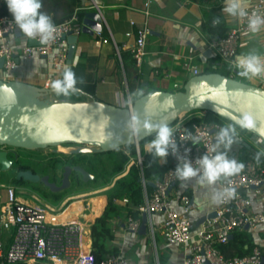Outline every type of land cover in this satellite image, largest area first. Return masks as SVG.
<instances>
[{"label": "built area", "instance_id": "2783aa9c", "mask_svg": "<svg viewBox=\"0 0 264 264\" xmlns=\"http://www.w3.org/2000/svg\"><path fill=\"white\" fill-rule=\"evenodd\" d=\"M147 5L148 2L146 8ZM90 7L99 11V6L93 1ZM246 9L249 13L256 11L264 15V0H246ZM75 12L68 19L55 24V40L44 44L39 38H35L33 40L39 44L29 45L28 40L21 33L19 36L23 38L21 46L15 45L10 38L14 36L16 28L12 18L1 16L0 58L3 59L1 75L7 76L18 64L14 55L18 56L20 62L27 61L33 54H38L45 57L48 65L53 69H63L67 63L66 37L69 34L79 35L81 32L82 22L78 23ZM144 13L148 14L146 9ZM130 23L133 25L134 21ZM212 25H215L213 21ZM246 31V18L241 22L234 17V23L223 36L213 35L209 38L208 48L216 53L221 64L231 70L226 74L228 77L238 76L235 57L242 39L246 36ZM148 34L146 21L134 32V42L130 51L136 67L141 66ZM126 35L132 36V33L127 32ZM116 54L121 61L117 50ZM192 61V56L184 57L183 68L190 72L191 76L202 73L203 71H200ZM51 83L52 79L46 78L43 87L51 88ZM174 87L178 88V84L175 83ZM205 114L206 111L194 110L181 114L171 124L175 129L179 154L186 155L193 162L211 146L215 135L226 124L208 122L204 120ZM193 137H199L195 144L192 142ZM254 143L256 146L252 145L251 150L256 157L242 161L244 168L241 173L219 182V186L222 183L225 186L235 187L237 195L225 203L215 204L213 209L205 213L207 215L214 211L215 216L211 218L206 216L199 225H195L196 220L190 215L191 197L186 193L173 197L172 189L178 180L174 172L178 163L176 156L170 153L166 157L172 166L160 180L154 181V189L147 192L142 172L143 157L137 145L135 156L130 157V164L129 162L127 164L128 166L135 164L140 170L143 201L136 207L138 218L126 214L127 229L137 232L141 223L140 216L144 213L153 236L152 216L159 214L162 216L160 231L164 239L172 245L183 247L181 264H262L264 246H254L251 253L232 258H225L216 247L217 244L227 243L229 235L237 229H244L245 225L251 232L257 228H261L264 232V209L253 208L254 198L261 199L264 207V143L257 138ZM4 187L5 199L0 204V264H130L122 255H109L96 263L92 248H86L83 237L86 225L79 220L68 219L67 216L61 217L65 213V207H60L59 210L48 205L41 207L36 202L32 203L17 196L13 186ZM116 202L125 205L128 203V198L124 197ZM10 230V241L4 250L5 232Z\"/></svg>", "mask_w": 264, "mask_h": 264}, {"label": "crops", "instance_id": "0c3cea01", "mask_svg": "<svg viewBox=\"0 0 264 264\" xmlns=\"http://www.w3.org/2000/svg\"><path fill=\"white\" fill-rule=\"evenodd\" d=\"M92 1L99 6L102 30H105L106 34L80 32L73 57L69 64L66 63V65L73 66V71L76 73L78 81H82V83L77 85L81 89L78 92L81 95L80 100H88L93 97L116 105H127L132 100L127 89L124 69L117 57L116 50L118 53L119 50H130L134 42V32L144 24V21H146L149 34L145 44V55L141 66L137 67L139 81L144 88L168 91H174V88H177L174 87L175 83L178 84V88L181 87L191 76L190 72L186 71L182 66L184 57L192 56L193 64L197 65L200 71H204V68L208 66L214 68L216 66L215 63L217 61L220 62L216 53L208 48V41L211 35L204 31L202 27V23L206 18L204 13L213 10L215 14L223 19L227 29L234 23V17L222 12L224 0H205L212 3H203L201 0H81V4L77 9H86L85 14L96 10L90 7ZM145 9L148 12L147 15L144 13ZM130 21H134V24L132 25ZM127 32H131L132 36H127ZM11 41L17 46L23 44V38L19 36L14 35L11 37ZM251 50H256L264 56V30L256 34L250 33L246 35L241 41L237 55L245 54ZM63 69H53L48 65L45 57L33 54L27 61L18 62L7 76L3 75L1 77L43 86L46 78H51L52 81L61 78ZM236 69L240 72V69ZM1 73L2 70L0 69ZM241 77H244L245 80L239 79L264 88V77ZM49 97L54 98V93ZM255 140L256 138L254 137L253 141ZM147 147L148 142L140 147L143 153H149ZM123 152L128 153L127 150H123ZM157 161L162 163L159 157H157ZM167 161L168 159L166 158ZM129 164L125 166L124 171L117 177L123 176L128 172ZM195 186L206 189L198 185L195 179L188 181L177 180L172 192L174 194L173 197L180 193L188 194L192 199L191 209L202 211L198 215L200 217L213 209L215 204H211L208 201L207 197L210 190L202 191L198 188L197 191ZM217 187H219V182ZM104 197L105 206L107 197ZM253 201L255 210L264 209L261 199L254 198ZM65 202H62L60 207H65ZM77 203H80V207L75 205L69 210L72 204L68 205L61 217L67 216L68 219L80 221L81 216H85L84 209L88 206H86L83 198L73 204ZM117 204L124 207L122 202ZM102 210L98 214L93 215L90 222L81 221L86 225L85 229L88 230V236L85 238L86 248H89V244L92 248L90 226L95 217L101 214ZM126 214V210L123 208L120 216L112 221L114 242L120 248V255L124 256L121 254L123 253L122 248H124L123 240L129 239L134 245L137 243L138 236H145L146 238H152L151 241L156 256L154 261L151 260V264H159L158 253L168 255L167 264H181L184 255L183 247L172 245L164 239L160 231L161 215L158 214L161 217L158 225L161 240L158 247L154 231L155 224L153 236L148 225L146 234L130 231L126 227ZM253 233L256 235L258 244L264 246L263 230L257 228ZM10 234L11 230L5 232L4 245L9 244ZM147 244L148 242H145L143 246H147ZM136 260L140 263L142 261L141 259L139 261L138 257ZM135 263L130 262V264Z\"/></svg>", "mask_w": 264, "mask_h": 264}, {"label": "water", "instance_id": "95a60500", "mask_svg": "<svg viewBox=\"0 0 264 264\" xmlns=\"http://www.w3.org/2000/svg\"><path fill=\"white\" fill-rule=\"evenodd\" d=\"M101 30L99 11L86 13L81 32L92 34ZM14 35H21L17 27ZM66 39L69 64L78 35L69 34ZM28 44L39 43L31 39ZM14 57L18 63V56ZM2 64L3 59L0 58V69ZM236 74L241 76L238 71ZM53 93L52 88L0 76V147L39 150L77 144L70 149L69 154L107 153L127 144L137 147L141 141L151 136L143 131L137 134L132 130L133 118L136 116L150 119L153 123L168 117L171 125L181 114L194 110L211 112L229 122L223 128H231L233 131V148L228 151L230 158H235L240 147L249 150L252 148L251 143L239 133L240 130L252 134L264 143V88L219 72L203 71L190 76L180 90L146 92L130 100L127 105L107 103L93 97L88 100L49 97ZM245 116L251 118V126L244 120ZM11 165L12 161L6 151L0 150V169L6 170ZM72 172L79 173L83 181L94 178L93 174L79 164L64 166L60 184L51 181L49 175H40L31 169L18 171L15 178L32 183L41 182L52 193H58L70 185L69 177ZM149 184L154 187V182ZM206 216L211 218L215 216V212L201 215L195 225H199ZM244 229L247 230L248 226L245 225ZM146 232L147 216L143 213L138 233ZM232 237L230 234L229 240Z\"/></svg>", "mask_w": 264, "mask_h": 264}, {"label": "trees", "instance_id": "16d2710c", "mask_svg": "<svg viewBox=\"0 0 264 264\" xmlns=\"http://www.w3.org/2000/svg\"><path fill=\"white\" fill-rule=\"evenodd\" d=\"M80 4L81 0H42L41 11L49 14L56 24L71 17L76 10L75 13L78 19V23H81L86 9H77ZM204 14L206 15V18L202 23L204 31L209 33L211 36H223L227 30V26L225 25L223 19L219 15L215 14L213 10L208 11ZM1 16L11 17V14L8 12L5 0H0V17ZM216 17H219L220 23L212 25V21ZM100 34L105 35V30H102ZM119 54L124 69L129 94H135L137 92L143 94L146 92L154 91V89H147L141 85L132 52L130 50H119ZM215 64L216 66L214 68L211 66L205 67L204 72H219L221 74H227L225 65L221 64L219 61H217ZM142 94H136L131 98L132 100H134ZM54 98L80 100L81 95L78 92L69 96L57 95L56 93H54ZM220 119L222 118L211 112H206L204 116V120L208 122H220ZM151 139L152 136H149L148 138L141 141L139 145H143ZM124 147L126 148L128 153L120 151L119 163L111 171L103 173L105 175L104 181H107V178H111L121 174L124 171L125 165L129 162L130 157L135 156L136 150L133 144H127ZM94 154L64 155L63 153H50L53 161H60L62 163L63 161H66L73 165L88 164L90 165V169L92 171H95L96 167L93 164L91 158H86L85 155H90L91 157H93ZM141 155L143 157L142 172L143 177L146 181V191L151 192L154 187L151 186L149 182L160 180L163 177V174L169 167L172 166V164L169 161L165 163H159L157 161V157L152 156L151 153H143L141 151ZM251 157H256L251 149L249 150L245 147H240L236 153L235 159L241 161L249 159ZM26 169H31L36 173V171L30 165H27L25 163H16V169L12 175V181L17 184L25 183L26 181L22 179L17 180L15 176L18 171ZM139 172L140 170L135 164L130 165L128 172L125 175L118 177L114 181L112 187H110L106 192L107 202L101 214L95 217L93 223L90 226V233L92 237V252L95 257L96 263L104 259L106 256L120 255V249L114 242L115 237L112 229V221L120 216L123 208L126 210L127 215H131L134 218L139 217V213L137 212L136 207L143 201V187ZM75 176L77 181L80 182L81 175L75 172ZM94 178H96L95 175ZM52 196L56 199H59L61 197V194L52 193ZM124 197L128 198V203L124 205V207H121L116 203V200L122 199ZM232 235V239H230L227 243L216 245L219 252L225 258L244 256L251 253L254 246H260V244H258L256 240V235L248 229H237L232 233ZM7 246L8 245H4V250L7 248ZM157 257L159 264H167V254L158 253Z\"/></svg>", "mask_w": 264, "mask_h": 264}, {"label": "clouds", "instance_id": "9594fccd", "mask_svg": "<svg viewBox=\"0 0 264 264\" xmlns=\"http://www.w3.org/2000/svg\"><path fill=\"white\" fill-rule=\"evenodd\" d=\"M5 3L12 21L26 40L39 38L41 43L47 44L56 39V25L49 14L41 11L42 0H5ZM222 12L238 18L241 22L246 18L245 35L256 34L264 29V15L256 11L249 13L246 9V0H224ZM213 23H220L219 17L214 18ZM235 64L242 76L264 77V56L256 50L237 55ZM78 83L82 81H78L73 66L65 65L61 78L52 81L51 88L57 95L69 96L81 91L77 86ZM136 94L142 93L137 92L129 96ZM244 120L251 126L250 117L245 116ZM132 130L137 134L143 131L152 136L147 151L152 156L161 158L162 163L166 162V157L170 153L176 156L178 163L174 172L177 179L180 181L195 179L198 185L210 190L207 198L211 204L225 203L237 195L235 187L225 186L222 183L217 187L218 182L238 175L244 168L242 162L228 155L233 143L231 128H221L211 146L194 162L186 155L179 154L175 129L170 125L168 117L153 123L150 119L136 116L133 118ZM198 140L199 137H193V144Z\"/></svg>", "mask_w": 264, "mask_h": 264}, {"label": "rangeland", "instance_id": "374dc122", "mask_svg": "<svg viewBox=\"0 0 264 264\" xmlns=\"http://www.w3.org/2000/svg\"><path fill=\"white\" fill-rule=\"evenodd\" d=\"M201 1L203 3H212L211 1H205V0H201ZM230 71L227 69V74L230 73ZM0 76L2 75L0 74ZM237 78L244 79V77H239V76H237ZM174 89H175L174 91L180 90L182 89V86L180 88H174ZM219 121L221 123L229 124V122L224 119H220ZM239 133L245 138V140L251 143V145L256 146V144L253 141L254 136L252 134L244 130H240ZM76 146L77 144H63L57 147H47L44 149L32 150V151L21 148H12L11 156H10L12 165L6 170L0 169V204L5 199L6 189L4 186L7 185H11L15 188L17 196L32 203L36 202L41 207H45L48 205L54 207L56 210H59L60 204L65 201H66L65 208L68 205L72 204L69 210L72 207H75V205L76 206L78 205L80 207V203L77 204H73V203L83 198L85 200L86 206L88 207L84 209L85 216H81L80 220H82L85 223L89 222L92 219L93 215L98 214L102 210L105 203L104 196H106L107 190L110 187H112L114 181L118 178L117 175L111 178H107V181H104L105 175L103 173L111 171L119 163L120 151L122 152L123 150H126L125 147H121L118 150H114L107 153H99V154L95 153L93 157H91L90 155H85L86 158H91L96 169L95 171L94 170L92 171L90 169V165L88 164H84L81 166L89 173L94 174L96 178L92 180L89 179L87 181H83L81 179L79 182L76 179L75 172H72L69 177L70 185L64 190L58 192L61 194V197L59 199L54 198L49 188L44 184H42L41 182L32 183L27 181L25 183L17 184L12 181V175L16 169V163H25L27 165H30L36 171L37 174L40 175L47 174L49 175L51 181L60 184L64 166L65 165L73 166V164L66 161H63V163L60 161H53V158L50 155V153L52 152L63 153L64 155H67L69 154L70 149L75 148ZM134 147L135 150H137L136 146ZM140 147H142V145L139 146V151L141 153L142 150ZM231 148H233L232 145L230 149ZM1 149L2 147H0V150ZM242 161L244 160H241L240 162ZM198 188L201 189V187L195 186V190L198 191ZM201 190L205 191L206 189H201ZM201 212L202 211L194 210L193 208L191 209L190 215L194 220H197L198 215ZM160 218L161 217L158 214H154L152 216L153 223L155 224L154 231H155L158 247L160 245V240H161V237L159 235V227H158ZM87 236H88V230L86 229V237ZM151 240L152 238L149 237L146 238L145 236H138L137 243L133 245L131 243V240L125 239L122 241L124 248H122L123 253L121 254H123L124 257L127 258L129 263L130 262L135 263L137 261L135 264H141V263L151 264V260L154 261V259H156V256L154 254V247ZM145 242H148L147 246H143ZM137 257L139 261L140 259L142 260L141 263L138 262V260H136Z\"/></svg>", "mask_w": 264, "mask_h": 264}, {"label": "flooded vegetation", "instance_id": "af4514ba", "mask_svg": "<svg viewBox=\"0 0 264 264\" xmlns=\"http://www.w3.org/2000/svg\"><path fill=\"white\" fill-rule=\"evenodd\" d=\"M1 147H2L1 150L6 151L7 156H8V158L10 159V156H11V150H12L13 147H7V146H1ZM62 152H63V151H62ZM10 160H11V159H10ZM81 179H82V177H81ZM91 180H92V179H91Z\"/></svg>", "mask_w": 264, "mask_h": 264}, {"label": "bare ground", "instance_id": "6f19581e", "mask_svg": "<svg viewBox=\"0 0 264 264\" xmlns=\"http://www.w3.org/2000/svg\"><path fill=\"white\" fill-rule=\"evenodd\" d=\"M80 221H82V220H80ZM82 222H83V221H82ZM83 237L86 238V229H85V231L83 232Z\"/></svg>", "mask_w": 264, "mask_h": 264}]
</instances>
